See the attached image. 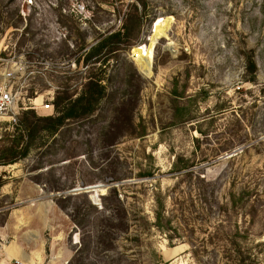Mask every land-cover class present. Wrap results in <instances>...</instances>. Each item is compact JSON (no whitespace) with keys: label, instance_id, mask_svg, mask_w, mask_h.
<instances>
[{"label":"rangeland","instance_id":"rangeland-1","mask_svg":"<svg viewBox=\"0 0 264 264\" xmlns=\"http://www.w3.org/2000/svg\"><path fill=\"white\" fill-rule=\"evenodd\" d=\"M123 26L132 44L100 73L94 112L39 132L0 167V243L21 245L6 264H264V0H0V57L25 98L18 126L0 119V157L26 121L56 115L42 109L56 92L75 98L99 73L82 45ZM111 187L131 228L105 254L87 238L99 227L87 200L99 205ZM156 196L171 241L138 227ZM75 207L89 213L81 229Z\"/></svg>","mask_w":264,"mask_h":264},{"label":"trees","instance_id":"trees-1","mask_svg":"<svg viewBox=\"0 0 264 264\" xmlns=\"http://www.w3.org/2000/svg\"><path fill=\"white\" fill-rule=\"evenodd\" d=\"M132 40L131 29L124 26L120 30L118 29L115 31L101 32L100 30H97L93 42L91 44L84 43L81 48H88L85 52L86 56L83 64L88 68L94 69V71H99V73L91 72V75H88L85 79L86 82L82 85L83 89L81 93L75 98L73 97L74 95L68 93V87H65L61 94L56 92L52 103L56 115L54 117L37 118V122L34 124L32 120L26 121L25 128L14 136L12 145L5 149L4 156L0 157V159H2V161H0V167L13 165L22 158H25L29 153L31 144L39 132L46 131L53 133L63 126L65 120L92 114L105 95V87L100 73L104 72L103 69L107 68L118 51L126 50L131 46ZM96 65L99 66L97 69H95ZM245 70L246 73L250 75L247 82H254L256 72L255 62L253 60H248ZM19 116L18 122L20 124ZM18 122L17 126L19 125ZM24 139L26 142L20 147V144ZM146 175L151 174L146 173ZM1 186L2 185L0 184V187ZM80 196L87 197L86 193L68 194L60 196L58 201L61 203H67L73 197ZM230 198H232L230 199L232 204H235V196L231 195ZM87 203L88 209L95 211L93 221L99 224V227L93 230L94 232H88L87 238L89 240L94 239V249L96 251L108 254L117 249V241H115V237L119 234L129 235L130 233L131 219L128 220L126 216L128 211L122 204L116 187L109 188L106 195L100 196L99 205L92 204L88 200ZM62 208L66 210L65 205H63ZM74 213L75 219L73 222L76 228L80 227L81 229L83 223L89 219V213H86L85 215L82 214L79 207H75ZM79 216H81L82 219ZM146 226H149L150 229L156 230L160 235H163L168 239V241H171V233L175 232V229H173L170 218L165 213L164 198L161 196H156L154 199L152 222L140 218L138 227L143 230ZM237 236V232H235L233 237L230 236V246L233 247L236 254H239L240 246L238 241H236ZM135 240L138 241V238ZM90 247V242L87 241L81 245L80 250L83 248L85 250Z\"/></svg>","mask_w":264,"mask_h":264},{"label":"built area","instance_id":"built-area-1","mask_svg":"<svg viewBox=\"0 0 264 264\" xmlns=\"http://www.w3.org/2000/svg\"><path fill=\"white\" fill-rule=\"evenodd\" d=\"M9 60L0 57V119L5 120L11 125H17L18 116L21 111H24L25 98L21 93H17L14 89L12 79L13 71L9 67ZM30 99H27L29 101ZM42 107L44 111L50 112L52 115L54 112L52 101ZM36 107H31V110H35Z\"/></svg>","mask_w":264,"mask_h":264},{"label":"crops","instance_id":"crops-1","mask_svg":"<svg viewBox=\"0 0 264 264\" xmlns=\"http://www.w3.org/2000/svg\"><path fill=\"white\" fill-rule=\"evenodd\" d=\"M1 239L4 240V226H1ZM17 247H21L18 241L12 242L9 246H4V242L0 243V264H6L4 255L6 258H8V256L15 257Z\"/></svg>","mask_w":264,"mask_h":264},{"label":"bare ground","instance_id":"bare-ground-1","mask_svg":"<svg viewBox=\"0 0 264 264\" xmlns=\"http://www.w3.org/2000/svg\"><path fill=\"white\" fill-rule=\"evenodd\" d=\"M137 57V60H136V64H137V66L139 67V68H143L144 67V65H145V60L142 58V57H140L139 55L138 56H136ZM142 70V69H141Z\"/></svg>","mask_w":264,"mask_h":264},{"label":"water","instance_id":"water-1","mask_svg":"<svg viewBox=\"0 0 264 264\" xmlns=\"http://www.w3.org/2000/svg\"><path fill=\"white\" fill-rule=\"evenodd\" d=\"M103 187L102 185L92 186V187H86L84 190H94V189H100Z\"/></svg>","mask_w":264,"mask_h":264}]
</instances>
